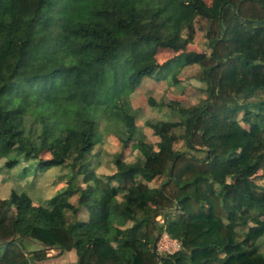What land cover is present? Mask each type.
<instances>
[{
    "label": "trees",
    "instance_id": "obj_1",
    "mask_svg": "<svg viewBox=\"0 0 264 264\" xmlns=\"http://www.w3.org/2000/svg\"><path fill=\"white\" fill-rule=\"evenodd\" d=\"M185 67L205 105L150 98L174 120L145 121L148 136L129 96L179 85ZM102 122L119 142L106 174ZM27 163L37 177L64 168V184L37 206L25 191L0 199V264L53 250L76 264H264V0H0V173ZM163 233L178 252H158Z\"/></svg>",
    "mask_w": 264,
    "mask_h": 264
},
{
    "label": "rangeland",
    "instance_id": "obj_2",
    "mask_svg": "<svg viewBox=\"0 0 264 264\" xmlns=\"http://www.w3.org/2000/svg\"><path fill=\"white\" fill-rule=\"evenodd\" d=\"M207 4H210L212 0H205ZM202 42V41H201ZM188 51L200 52L205 49L204 44L190 45L187 48ZM174 57V54L166 49H160L157 54V59L163 62L167 59ZM179 85L166 90L168 87L166 82H153L148 81L142 83V85L129 96V102L134 109L140 110L138 117V125L149 136L150 133L144 128L145 121L149 119L160 120H174L171 118L168 108H189L196 106L202 108L207 100L206 85L200 82L195 77V70L191 67L183 68L177 75ZM152 98L156 102H162L166 107L161 110L152 108L149 105V99ZM115 125H107L104 122L100 125V135L97 136L94 141L96 147L94 150L95 161L98 163L97 172L99 174H106L114 170L113 158L116 153L119 152V142L116 135L113 132H108ZM151 140L153 138L149 137ZM135 151V145L130 144L125 150L124 157L133 160L131 155ZM202 156V153L198 154ZM49 155L43 156L48 158ZM27 166V176L23 178L24 166ZM64 168L53 167L46 170L40 176H36L34 169L29 163L20 165L18 171L15 174L7 176L4 171L0 173V199H6L9 197L12 191L21 193L25 191L31 197L34 205H39L45 202L49 197L53 196L59 189L63 187V181L56 183V178L65 175ZM81 218H86L85 215H81ZM160 220H162L160 218ZM37 249L35 245H29L28 251L32 252ZM164 254V253H162ZM77 257L75 252L60 253L58 250L49 251L47 259L39 264H76Z\"/></svg>",
    "mask_w": 264,
    "mask_h": 264
},
{
    "label": "built area",
    "instance_id": "obj_3",
    "mask_svg": "<svg viewBox=\"0 0 264 264\" xmlns=\"http://www.w3.org/2000/svg\"><path fill=\"white\" fill-rule=\"evenodd\" d=\"M160 222V217L158 218ZM181 249L178 241L171 239L166 233H163L157 243V250L159 253L174 254Z\"/></svg>",
    "mask_w": 264,
    "mask_h": 264
}]
</instances>
